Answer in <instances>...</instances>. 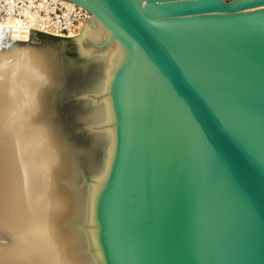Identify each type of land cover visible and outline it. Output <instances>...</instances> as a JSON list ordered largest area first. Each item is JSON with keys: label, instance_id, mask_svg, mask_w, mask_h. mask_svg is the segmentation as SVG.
I'll return each instance as SVG.
<instances>
[{"label": "water", "instance_id": "obj_1", "mask_svg": "<svg viewBox=\"0 0 264 264\" xmlns=\"http://www.w3.org/2000/svg\"><path fill=\"white\" fill-rule=\"evenodd\" d=\"M68 1L130 51L102 198L110 264H264V0ZM35 35L85 191L105 153L88 155L91 133L74 127L104 62L69 37Z\"/></svg>", "mask_w": 264, "mask_h": 264}, {"label": "bare ground", "instance_id": "obj_2", "mask_svg": "<svg viewBox=\"0 0 264 264\" xmlns=\"http://www.w3.org/2000/svg\"><path fill=\"white\" fill-rule=\"evenodd\" d=\"M35 37L16 39L0 24V240L12 239L0 241V264H110L102 198L120 119L115 82L130 51L95 15L69 37L82 55L104 62L100 88L82 97L74 127L91 133L88 155L96 144L105 153L84 191L49 91L54 63Z\"/></svg>", "mask_w": 264, "mask_h": 264}, {"label": "built area", "instance_id": "obj_3", "mask_svg": "<svg viewBox=\"0 0 264 264\" xmlns=\"http://www.w3.org/2000/svg\"><path fill=\"white\" fill-rule=\"evenodd\" d=\"M92 15L68 0H0V24H6L16 39L36 33L71 37Z\"/></svg>", "mask_w": 264, "mask_h": 264}, {"label": "rangeland", "instance_id": "obj_4", "mask_svg": "<svg viewBox=\"0 0 264 264\" xmlns=\"http://www.w3.org/2000/svg\"><path fill=\"white\" fill-rule=\"evenodd\" d=\"M41 42V40L39 39V37L38 38H34V39H32V44H39ZM5 48H7V47H5ZM73 51V49H70V52H72ZM52 69H53V67H51V65H50V68H49V76L51 77V71H52ZM38 80L36 81V80H34L33 81V83H37L38 84ZM2 243H4V244H6V245H10L11 244V242H12V239H11V237H7V238H3L2 240H0Z\"/></svg>", "mask_w": 264, "mask_h": 264}]
</instances>
